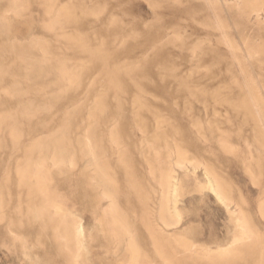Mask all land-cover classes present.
Instances as JSON below:
<instances>
[{
  "label": "rangeland",
  "instance_id": "rangeland-1",
  "mask_svg": "<svg viewBox=\"0 0 264 264\" xmlns=\"http://www.w3.org/2000/svg\"><path fill=\"white\" fill-rule=\"evenodd\" d=\"M248 1L23 0L22 10L14 11L9 0H0V55L7 59L0 62L5 73L0 86V264H127L128 239L100 234L102 223H113L106 213L107 193L134 230L142 264H213L204 258L205 250L216 253L234 243L238 231L230 211L237 204L264 244V7L256 15L254 0ZM60 9L62 23L55 25ZM77 40L88 42V51ZM31 53L51 59L43 85L32 74L23 81L22 70L31 73L34 64L20 68V57ZM61 66L77 68L80 84L61 78ZM112 77L119 80L115 86L109 84ZM125 84L128 93L121 90ZM103 103L107 110L96 108ZM65 115L74 118L72 142L63 147L72 164L58 165V151L49 139ZM84 131L93 133L101 156L97 164L79 143ZM178 154L188 158L181 167ZM170 169L179 193L168 201L162 191H167L164 178ZM24 177L27 185L20 183ZM209 178L223 184L233 200L230 210L209 188ZM38 180L50 187L47 199L35 192ZM48 199L62 203L82 226L80 258L56 236L61 222L46 205ZM40 207L44 216L34 219L31 211ZM178 239L184 247L174 256L171 247ZM254 253L217 262L253 264L259 255L264 258V249Z\"/></svg>",
  "mask_w": 264,
  "mask_h": 264
},
{
  "label": "bare ground",
  "instance_id": "bare-ground-1",
  "mask_svg": "<svg viewBox=\"0 0 264 264\" xmlns=\"http://www.w3.org/2000/svg\"><path fill=\"white\" fill-rule=\"evenodd\" d=\"M202 1V0H201ZM213 1V0H212ZM238 1H240V0H238ZM250 1V0H249ZM248 1V2H249ZM263 2H257V0H256V2H255V0L253 1L254 2V5L252 6V11L253 12H255V14L256 15H258L259 14V12L261 11V10H263V7H264V0H262ZM210 2V1H209ZM224 2H225V0H224ZM237 2V1H236ZM242 2V1H241ZM250 2H252V1H250ZM252 2V3H253ZM9 3H10V6L12 7L11 8V10H14V11H20V10H22V8H23V0H9ZM235 3V2H234ZM243 3H245V2H243ZM59 4V3H58ZM212 4H214V3H212ZM211 4V5H212ZM217 4V3H216ZM242 4V3H241ZM246 5H247V3H246ZM246 5H245V7H246ZM232 6V5H231ZM240 6V5H239ZM46 7H48V6H46ZM8 9V8H7ZM247 9V8H246ZM48 10V9H47ZM8 12H10V11H8ZM49 13H52L53 12V8H52V6L49 8V11H48ZM58 12V19L55 21V25H59V24H61L62 22H61V20H60V14H62V11H61V9L59 10V11H57ZM65 12V11H64ZM253 12H251V13H253ZM237 13H238V11H237ZM245 13V12H244ZM47 14V13H46ZM66 14V13H65ZM69 14V13H68ZM71 14V13H70ZM7 16H9V15H7ZM57 16V15H56ZM62 16V15H61ZM261 16V15H260ZM51 17H52V15H51ZM50 17V18H51ZM66 17V16H65ZM9 19V18H8ZM51 20V19H50ZM4 22V21H3ZM3 22H1V23H3ZM46 23V22H45ZM50 23V22H49ZM6 25V24H5ZM53 25V24H52ZM12 26V25H11ZM50 27V26H49ZM59 27H61V26H59ZM13 28V27H12ZM218 28V27H217ZM9 29H11V28H9ZM52 29H53V27H52ZM63 29V28H62ZM59 30H60V28H59ZM52 32V31H51ZM50 32V33H51ZM61 32V31H60ZM3 33H4V31H3ZM78 33V32H77ZM5 34V33H4ZM1 35V34H0ZM3 36V35H2ZM1 37V36H0ZM62 37V36H61ZM67 37V36H66ZM8 39H10V38H8ZM36 39V38H35ZM67 39V38H66ZM2 40V39H1ZM7 40V39H6ZM42 40V39H41ZM70 40V39H69ZM3 41V40H2ZM7 42H8V40H7ZM11 42V41H10ZM12 42H14V43H17L18 44V40L15 38V39H13V41ZM225 43V42H224ZM230 43V42H229ZM0 44H1V42H0ZM46 44H48V43H46ZM75 44L76 45H80L81 47H82V49H83V51H88V42H84V41H75ZM91 44V43H90ZM101 44H103V43H101ZM220 44V43H219ZM223 44V43H222ZM14 45V44H13ZM41 45V44H40ZM31 46H32V44H31ZM38 46V45H37ZM99 46H101V45H99ZM19 47V46H18ZM21 47H22V44H21ZM38 47H40V46H38ZM16 48V47H15ZM36 48V47H35ZM94 48V47H93ZM237 48V47H236ZM81 49V48H80ZM41 50V49H40ZM102 50V49H101ZM236 50H238V49H236ZM14 51V50H13ZM20 51V50H19ZM30 51V50H29ZM117 51V50H116ZM115 51V52H116ZM8 52V51H7ZM26 53H27V51H25ZM94 52V51H93ZM100 52V51H99ZM98 52V53H99ZM13 53V52H12ZM12 53H11V55H12ZM41 53H43L42 51H41ZM113 53V52H112ZM5 54V53H4ZM0 55V62L1 61H3V60H5L6 58H5V55ZM8 54V53H7ZM10 54V53H9ZM92 54V53H91ZM105 54V53H104ZM62 55V54H61ZM8 56H10V55H8ZM17 56V55H16ZM113 56V55H112ZM11 57V56H10ZM52 57V56H51ZM8 58V57H7ZM21 58V61H19L20 62V68H22V67H24V65H26V63H28L29 64V62L30 63H32V64H34V68L32 69V67L30 68V69H32V71H31V73H29V72H27V71H29V70H27V71H23L22 70V77H23V81H26V80H28V76L30 75V74H32V76L33 77H35V79L37 78V80L39 81V80H41V84L44 82V80L46 79V77H47V74H46V69H45V64H47L49 61L51 62V59H50V57H48V56H44L43 58H41V59H38L37 57H34L33 55H32V53L30 54V55H24L23 57H20ZM95 59V58H94ZM55 60V59H54ZM81 60V59H80ZM96 60V59H95ZM103 60V59H102ZM106 60H108V58L106 59ZM6 61H7V59H6ZM11 61V60H10ZM57 61V60H56ZM63 61V60H62ZM144 61V60H143ZM142 61V62H143ZM21 62H22V64H21ZM60 62V61H59ZM81 63V62H80ZM116 64H118V63H116ZM76 65V64H75ZM11 66V65H10ZM32 66V65H31ZM125 66V65H124ZM136 66H139V62H138V64L136 65ZM74 67V66H73ZM72 67V68H73ZM119 67V66H118ZM130 67V66H129ZM133 67V66H132ZM12 68V67H11ZM71 68V69H72ZM78 68H81L80 66L78 67ZM115 68V67H114ZM126 68V67H125ZM127 68H128V66H127ZM126 68V69H127ZM135 68V67H134ZM68 68H67V66H61L60 67V70H61V73H60V77L61 78H64V77H67L68 78V82H70V85H79L80 84V82H81V77H79L80 76V74H81V72H79V73H77V68L73 71H68L67 70ZM119 69H120V67H119ZM124 69V68H123ZM140 69V68H139ZM109 70V69H108ZM116 71V70H115ZM102 72V71H101ZM107 72V71H106ZM109 72H110V70H109ZM132 72H133V70H132ZM105 73V72H104ZM128 73H130V72H128ZM126 74L125 76L126 77H129V78H131V74ZM135 73V72H134ZM56 74H58V73H56ZM59 75V74H58ZM5 73L4 72H2V70L0 69V86H2V85H4V81H5ZM117 79H118V76H115ZM115 77H112L110 80H109V84L110 85H112V86H115L116 84H118L119 83V80L117 81V79H114ZM250 78V77H249ZM254 78V77H253ZM116 81H114V80ZM63 80H65V79H63ZM238 80V79H237ZM96 81V80H95ZM133 81V80H132ZM151 81V80H150ZM67 82V81H66ZM63 83V82H62ZM121 83V82H120ZM14 84V83H13ZM91 84V83H90ZM17 85H18V83H17ZM43 85V84H42ZM67 85V84H66ZM65 85V87H67ZM69 85V86H70ZM124 85V84H123ZM68 86V87H69ZM112 86H111V88H112ZM68 87H67V90H68ZM3 88V87H2ZM42 88V87H41ZM45 88V87H44ZM77 88V87H76ZM89 88V87H88ZM114 88V87H113ZM122 88V87H121ZM142 88V87H141ZM46 89H48V88H46ZM129 89V87L125 84V89H121V90H123L124 92H126V93H128V90ZM40 90V89H39ZM42 91H43V89H41ZM49 90H50V87H49ZM56 90V89H55ZM104 90V89H103ZM143 90H144V88H143ZM2 91V89L0 88V92ZM16 91V90H15ZM35 91V90H34ZM108 91V90H107ZM139 91H140V89H139ZM17 93L16 94H21V93H23L22 92V90L20 91H16ZM24 92H26V91H24ZM56 92H58V90L56 91ZM63 92V91H62ZM141 92V91H140ZM143 92V91H142ZM5 93L7 94V92L5 91ZM29 93V92H28ZM145 93V92H144ZM24 94V93H23ZM26 94V93H25ZM45 95H48V94H45ZM108 95V94H107ZM54 96V95H53ZM144 96H145V94H144ZM151 96V95H150ZM47 97V96H46ZM1 98V97H0ZM97 98V97H96ZM95 98V99H96ZM107 98V97H106ZM139 98H141V97H138V99ZM114 99V98H113ZM118 100H119V98H117ZM137 99V98H136ZM142 99H144V98H142ZM98 100V99H97ZM102 100V99H101ZM1 101V100H0ZM137 101V100H136ZM135 101V102H136ZM139 101H140V99H139ZM187 101V100H186ZM251 101V100H250ZM97 102V101H96ZM42 103V102H41ZM95 103V102H94ZM101 103V102H100ZM107 103V102H106ZM27 104V103H26ZM104 104V103H103ZM44 105H46V104H44ZM79 105V104H78ZM133 105V104H132ZM19 106V105H18ZM23 106V105H22ZM77 106V105H76ZM134 106V105H133ZM143 106V105H142ZM73 107V106H72ZM138 107H140V106H138ZM145 107V106H144ZM2 108V107H1ZM29 108V107H28ZM71 108V107H70ZM90 108V107H89ZM97 109L99 108V109H101V110H107L108 108H107V105L106 104H104V105H99V106H97L96 107ZM120 108V107H119ZM133 108V107H132ZM18 109V108H17ZM23 109V108H22ZM29 109H31V108H29ZM69 109V108H68ZM73 109V108H72ZM246 109V108H245ZM251 109H252V112L254 111V112H257V109L255 108V107H251ZM34 110V109H33ZM137 110V109H136ZM6 111V110H5ZM16 111V110H15ZM14 111V112H15ZM4 112V111H3ZM10 112H12V111H10ZM10 112L8 111V113L10 114ZM21 112V111H20ZM95 112V111H94ZM136 112V111H135ZM2 113V112H1ZM27 113V112H26ZM51 113V112H50ZM12 114H13V112H12ZM12 114H11V116H12ZM18 114H19V111H18V113H17V115H15V116H18ZM21 114V113H20ZM5 115H6V113H5ZM3 116V115H2ZM14 116V115H13ZM36 115H34V114H21V115H19V117H35ZM5 117H7V116H5ZM138 117V116H137ZM258 117H259V115H258ZM9 118L10 117H8V120H9ZM16 118H18V117H15V118H11V120L13 119V120H15ZM98 118V117H97ZM8 120H7V122H8ZM32 120V119H31ZM30 120V121H31ZM117 120V119H116ZM27 121V120H26ZM51 121H53V120H51ZM119 121V120H118ZM134 121H135V119H134ZM140 121V120H139ZM254 121V120H253ZM10 122V121H9ZM54 122V121H53ZM74 122V118H71L69 115H65L63 118H62V126H61V128H60V130L59 131H57V133L55 134V135H53L50 139H49V143L50 144H52L54 147H55V149L58 151L57 152V155H58V161H57V164L59 165H66V164H68V163H70V164H72V162L70 161H67V158H66V156H64L65 154H66V152H65V150H64V148L63 147H65V146H67V145H69L71 142H72V139H71V137H70V129H71V126H72V123ZM83 122V121H82ZM140 122H142V121H140ZM139 122V123H140ZM138 123V124H139ZM9 124V123H8ZM17 124V121H14L12 124H11V126H13V125H16ZM10 125V124H9ZM48 125V124H47ZM88 125V124H87ZM92 125V124H91ZM135 125H137L136 123H135ZM1 126V125H0ZM137 127V126H136ZM140 127H141V125H140ZM23 128H24V126H23ZM30 128V127H29ZM58 128V127H57ZM84 128V127H83ZM88 128V127H87ZM91 128V127H90ZM142 128V127H141ZM140 128V129H141ZM10 129V128H9ZM107 129V128H106ZM12 130V129H11ZM10 130V131H11ZM142 130V129H141ZM54 131V130H53ZM52 131V132H53ZM17 132V131H16ZM80 132V131H79ZM86 132H90V131H88V129L86 130ZM145 132V131H144ZM12 133L14 134V131H12ZM48 133H49V131H48ZM84 133H85V131H84ZM111 133V132H110ZM3 131H2V129H0V142H1V138L3 137ZM30 134H32V133H30ZM50 134V133H49ZM112 134V133H111ZM46 135V134H45ZM93 135V133H91V134H89V133H85L84 134V136L80 139V141H79V143L80 144H82V145H84V146H86V150H87V155L86 156H88V157H90L92 160H94V161H96V163L95 164H97L98 163V161L100 160V158H101V156L100 155H98V152L96 151V149H95V147H94V145H93V143H92V136ZM115 135V134H114ZM39 136H43V135H39ZM38 138V137H37ZM155 138V137H154ZM48 139V138H47ZM157 139V138H156ZM13 140L15 141V142H18V141H20L19 140V137H17V136H14L13 137ZM78 140V139H77ZM108 140V139H107ZM147 140V139H146ZM114 141V140H113ZM124 141V140H123ZM31 142V141H30ZM104 142V141H103ZM112 142V141H111ZM115 142V141H114ZM147 142V141H146ZM149 142V141H148ZM95 143V142H94ZM109 143H110V141H109ZM168 143V142H167ZM167 143H165V144H167ZM37 144V143H36ZM125 144V143H124ZM148 144V143H147ZM176 143H174V145H175ZM14 145V144H13ZM38 145H40V144H38ZM109 145V144H108ZM142 145V144H141ZM140 145V146H141ZM72 146V145H71ZM116 146H117V143H116ZM121 146V145H120ZM144 146V145H143ZM153 146V145H152ZM15 147V146H14ZM41 147V146H40ZM46 147V146H45ZM102 147V146H101ZM147 147V146H146ZM150 147V146H149ZM160 147V146H159ZM167 147H169L168 145H167ZM106 148H107V146H106ZM113 148V147H112ZM154 148V147H153ZM33 149V148H32ZM124 149V148H123ZM150 149V148H149ZM75 150V149H74ZM105 150V149H104ZM107 150V149H106ZM113 150V149H112ZM143 150V149H142ZM183 150V149H182ZM55 151V150H54ZM114 151V150H113ZM170 151V150H169ZM75 152V151H74ZM106 152V151H105ZM104 152V154L106 155V153ZM118 152H120V149H119V151ZM180 152V151H179ZM185 152V151H184ZM183 152V153H184ZM43 153V152H42ZM116 153V152H115ZM123 153V152H122ZM126 153V152H125ZM158 154H159V152H158ZM170 154V153H169ZM103 155V154H102ZM113 155V154H112ZM116 155V154H115ZM173 155H174V153H173ZM25 156V155H24ZM73 156V155H72ZM75 156V155H74ZM107 156V155H106ZM106 156L104 157V158H106ZM123 156V155H122ZM155 156V155H154ZM168 156V155H167ZM175 157V156H174ZM25 158V157H24ZM73 158V157H72ZM108 158V157H107ZM187 158V157H186ZM186 158H183V156L181 155V154H178V156H177V159H176V165H178V166H183V164H184V162H185V160H187ZM57 159V158H56ZM192 159V158H191ZM119 160V159H118ZM168 160V159H167ZM192 160H194V159H192ZM24 161V160H23ZM47 161V160H46ZM88 161H89V159H88ZM171 162V161H170ZM18 163V162H17ZM23 163H25V162H23ZM39 163V162H38ZM53 163V162H52ZM106 163H108V162H106ZM110 163V162H109ZM132 163V162H131ZM173 163V162H172ZM41 164V163H40ZM30 165V164H29ZM88 165H89V163H88ZM160 165V164H159ZM41 166V165H40ZM92 166V165H91ZM120 166V165H119ZM187 166V165H186ZM204 166V165H203ZM20 167V166H19ZM123 167V166H122ZM129 167V166H128ZM18 168V167H17ZM24 169V168H23ZM100 169V168H99ZM112 169V168H111ZM158 169V168H157ZM17 170V169H16ZM40 170H43V169H38L37 168V172H41ZM154 170H156V169H154ZM165 171V170H164ZM163 171V172H164ZM6 172V171H5ZM35 172V171H34ZM175 171L173 170V169H170L169 170V173H168V175H167V177L166 178H164L165 180H166V189H167V191H162V189H161V191L162 192H167V193H165V194H162V196L163 195H165V196H167V199L166 200H168L169 198H170V195H173V196H176L178 193H179V183H178V181H177V178L175 177V176H173L172 174L174 173ZM23 173V172H22ZM22 173L21 174H19V175H22ZM206 173H207V175H209V172L208 171H206ZM24 174V173H23ZM129 174V173H128ZM35 175H37L38 176V174L36 173ZM34 175V176H35ZM101 175H102V177L105 179L106 178V174H105V172L102 170V172H101ZM164 175V174H163ZM21 177H23V176H21ZM27 177V176H26ZM160 177H162V176H160ZM210 177V176H209ZM252 177V176H251ZM29 179H30V177H29ZM111 179H112V177H111ZM114 179V178H113ZM159 179V178H158ZM252 179V178H251ZM42 180V179H41ZM94 180V179H93ZM156 180H157V177H156ZM162 180V179H161ZM161 180H160V183H161ZM208 180V179H207ZM30 181V180H29ZM29 181L24 177V178H21V181H20V183L22 184V185H27V183H29ZM98 181V180H97ZM155 181V180H154ZM158 181V180H157ZM38 182V184L36 185L35 184V192H37L38 194H40V195H42V196H44L46 199H47V197H49V194H50V187H49V185H48V183L47 182H43V183H39V180L37 181ZM106 182V181H105ZM20 183H19V185H20ZM34 183H35V181H34ZM97 183V182H96ZM31 184V183H30ZM111 184H114V182L113 181H111ZM119 184V183H118ZM159 184V183H158ZM163 184V183H162ZM33 186H34V184H32ZM117 185V184H116ZM159 185H161V184H159ZM158 185V186H159ZM208 185H209V188L212 190V192L217 196V198L230 210V205H231V203L233 202V200L227 195V193H226V191H225V189H224V186H223V184L221 183V182H219L217 179H215V178H209V181H208ZM32 186V187H33ZM142 186V185H141ZM163 186V185H162ZM28 187V186H27ZM137 187V186H136ZM109 188V187H108ZM120 188V187H119ZM160 188V187H159ZM31 189V188H30ZM126 189H128L127 187H126ZM150 189V188H149ZM152 189H153V186H152ZM37 190V191H36ZM54 191V190H53ZM52 191V193H54ZM155 191V190H154ZM142 192V191H141ZM103 193H104V191H103ZM111 193V192H110ZM116 193V192H115ZM150 193V192H149ZM59 194V193H58ZM111 194H113V193H111ZM124 195V194H123ZM142 195V194H141ZM149 195V194H148ZM151 195H153V194H151ZM10 196V195H9ZM119 196V195H118ZM104 197L106 198V199H108L109 200V208H108V210L106 211V213L109 215V216H111V219H112V226L110 227V226H108V224H106V227H105V225L102 223L101 225H100V234H101V236L102 237H107L108 235H111L112 237H114V238H116V239H118V238H120L121 236H125L127 239H128V245H127V247H128V249H127V252L130 254V261L127 263V264H142L141 263V254H140V251H139V247H138V243H137V241H136V235H135V233H134V230H132L130 227L131 226H127L125 223V217L123 216V215H121L120 214V212L118 211V209H117V202L115 201V200H117V199H114L113 198V195H110V194H104ZM115 197V196H114ZM148 197H151V196H148ZM164 197V196H163ZM43 199V198H42ZM157 199V198H156ZM174 199V198H173ZM154 200V199H153ZM169 201V200H168ZM46 202V201H45ZM159 202V201H158ZM166 202V201H165ZM34 203H35V201H34ZM259 203V202H258ZM174 204V203H173ZM260 204V203H259ZM258 204V205H259ZM46 205H50V206H52L55 210H54V213H55V215L58 217V218H60V224H61V226H59L58 227V229H57V232H55L56 233V236L57 237H59V238H61V239H65V245H66V247L68 248V251H72V247L74 248V250L75 251H73V253L75 254V257H76V259H78V258H80V256H81V252H82V242H83V230H82V226L81 227H78L79 226V224L77 225V221H76V216L75 217H73V215L72 214H68L67 213V211H66V208H64V206L62 205V203H60V202H57V201H53V200H51V199H48L47 200V202H46ZM68 205V204H67ZM150 205V204H149ZM163 205V204H162ZM167 205H168V202H167ZM257 205V206H258ZM262 205V208H261V214L264 216V201H263V203L261 204ZM160 207V206H159ZM167 207V206H166ZM169 207V206H168ZM235 207V206H234ZM237 209L236 210H234V211H230V213H231V216H232V219H233V221H234V223L236 224V229H237V231H238V233H237V236L235 237V241H234V243L228 248V249H225V250H221V251H218V252H216V253H212L210 250H205V255H204V258L205 259H209L213 264H220L219 262H217V260L218 259H223V258H234V259H243V258H245L246 256H248L247 254H249V253H251V252H255V253H259V252H261L264 248V244L261 242V239H260V236H259V233H258V231L256 230V228H255V226H254V224H253V221L248 217V215L245 213V211H244V209L240 206V204H237ZM260 207V206H259ZM121 208V207H120ZM155 209V208H154ZM159 209V208H158ZM166 209V208H165ZM169 210V209H168ZM259 210V209H258ZM45 208H41L40 207V209H38V210H32L31 211V214L33 215V217H34V219H37V220H40L41 218H43V216H44V213H45ZM123 211V210H122ZM170 212V211H169ZM169 212H167L168 214H169ZM259 212V211H258ZM70 213V212H69ZM154 213V212H153ZM260 213V212H259ZM158 214H159V212H158ZM170 214H172V213H170ZM169 214V215H170ZM138 215V214H137ZM160 215V214H159ZM251 215V214H250ZM165 216H166V214H165ZM175 216H176V221L177 222H179L180 220H181V216L179 215V213L178 212H175ZM24 217V216H23ZM103 217V216H102ZM137 217V216H136ZM145 217V216H144ZM156 217V216H155ZM168 217V216H167ZM262 217V216H261ZM172 218V217H171ZM28 219V218H27ZM72 220V223H66V222H68L67 220ZM173 220H174V218H172ZM171 219V220H172ZM172 220V221H173ZM254 220V219H253ZM263 220V219H262ZM79 221V220H78ZM164 221V220H163ZM167 221H169L168 219H167ZM175 221V222H176ZM80 223V222H79ZM45 225V224H44ZM63 225V226H62ZM166 225H167V223H166ZM171 225H173V224H171L170 223V225L168 224L167 226H171ZM20 226V225H19ZM23 226V225H22ZM57 227V226H56ZM60 229H62V230H60ZM164 231H165V229H163ZM160 231V230H159ZM167 232V231H166ZM168 233V232H167ZM175 233V232H174ZM42 234V233H41ZM170 236V235H169ZM72 239L71 241H68V239ZM171 238H173V237H171ZM176 243H177V246L176 247H171V251H172V253L174 254V256L175 255H178L179 253H180V249H182V246L184 247V245H182L179 241V239L178 240H174ZM84 246V245H83ZM126 249V248H125ZM86 250V249H85ZM187 252V251H186ZM125 253V252H124ZM161 253V252H160ZM165 253V252H164ZM255 253H254V255H255ZM194 254V253H193ZM195 255V254H194ZM254 255L253 254H251V257L253 256L254 257ZM197 256V255H196ZM159 257V256H158ZM258 257H256V262H254L253 264H264V258H263V255H259V258L257 259ZM69 260V259H68ZM74 260V259H73ZM78 263V262H77ZM172 264H174V263H172ZM176 264V263H175Z\"/></svg>",
  "mask_w": 264,
  "mask_h": 264
}]
</instances>
